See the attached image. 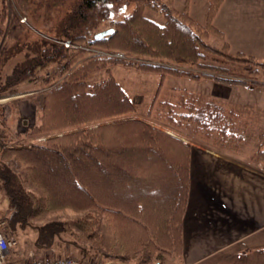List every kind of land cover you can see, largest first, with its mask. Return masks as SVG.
<instances>
[{"label": "trees", "instance_id": "trees-1", "mask_svg": "<svg viewBox=\"0 0 264 264\" xmlns=\"http://www.w3.org/2000/svg\"><path fill=\"white\" fill-rule=\"evenodd\" d=\"M12 1L16 11L10 15L9 6L0 1V91L35 81L41 71L60 64L67 76L43 93L42 113L29 136L70 131L19 148L4 146L7 132L0 131V192L11 211L5 216L8 228L4 232L22 243L17 232L29 226V219L44 212L71 210L76 213L73 218H54L35 226L38 236L31 241L35 249L31 248V252L51 259L72 256L81 261L123 260L117 264H156L165 254L163 250L179 255L181 217L189 186V146L177 134L134 118L133 101L111 73L100 81H86L91 73L101 69L108 72L107 65L120 60L102 54L81 60L70 69L84 53L77 52L79 48H65L61 42L69 40L144 59L145 62L128 59L124 64L157 72L160 77L185 74L246 86L264 85L252 80L255 74H264V60L230 51L224 33L211 23L221 0H207L204 24L194 21L186 8H174L171 0ZM129 3L133 4L131 11L114 19L115 12L129 8ZM146 8L162 14L163 22L145 16ZM20 15L25 16V22ZM106 20L111 24L99 27ZM45 22L51 23L49 31L53 35L35 25ZM28 24L38 32L31 43L24 42ZM107 29L112 30L95 38ZM210 37L221 38V45L216 47L206 41ZM208 54L223 57L225 63L237 68L212 65ZM18 55L10 71L3 75L2 67ZM179 63L196 70L174 66ZM157 102L156 117L170 124L181 121L192 126L193 133L204 143L219 140L238 146L247 126L254 121L250 110L181 88H171ZM115 117L122 119L98 123ZM88 123L93 125L83 128ZM162 137L175 141L173 148L162 145ZM251 157L264 171V132L258 135ZM27 183L34 185L41 196L28 189ZM100 219H104L110 232L109 243L97 231ZM12 251V260L22 261L15 259Z\"/></svg>", "mask_w": 264, "mask_h": 264}, {"label": "crops", "instance_id": "crops-1", "mask_svg": "<svg viewBox=\"0 0 264 264\" xmlns=\"http://www.w3.org/2000/svg\"><path fill=\"white\" fill-rule=\"evenodd\" d=\"M171 1L177 10L186 8L196 22L205 23L207 0ZM211 23L226 35L230 49L264 60V0H221ZM260 45L262 51H257ZM246 87L260 100L233 104L250 109L258 122L247 126L242 144L248 141L249 127L261 122L263 128L253 138L256 148L264 132V85ZM188 146L180 255L156 264H264V171L249 157L255 149L244 156L240 149L221 154L198 143Z\"/></svg>", "mask_w": 264, "mask_h": 264}, {"label": "rangeland", "instance_id": "rangeland-1", "mask_svg": "<svg viewBox=\"0 0 264 264\" xmlns=\"http://www.w3.org/2000/svg\"><path fill=\"white\" fill-rule=\"evenodd\" d=\"M124 1L125 0H120V3H124ZM4 4L7 7L9 6L8 11H7L8 15L16 11L12 0H4ZM177 5L181 7L180 4H177ZM1 8H2V3L0 2V10ZM132 8H133V4L129 3V8H125L124 10L118 11V12L116 11L115 14L113 15V18L117 19L119 17H122V15H124L125 13L131 11ZM144 14L145 16L152 18L159 23H162L164 20L162 14H160L159 12L152 11L148 8L144 10ZM19 18L21 20L22 18H25V16L20 15ZM111 22L112 21H107V20L103 21L99 24V27L105 28L109 26ZM199 24H202V23H199ZM35 25L40 30L45 31L50 35H53V32L49 31L51 23L45 22L42 25L40 24H35ZM28 26H29L28 29L25 31L26 36H25L24 42L31 43L33 40L37 38L38 32L31 25L28 24ZM224 40L227 41L225 34H224ZM206 41L211 43L213 46L219 47L221 45L222 39L221 38L217 39L216 37H210L209 39L207 38ZM249 42H247L246 44H249ZM255 44L257 43L256 42L252 43V45H255ZM79 45L81 47H79L77 52L83 51L84 57L82 58V56H80L76 62H73L70 69L75 67L79 62H81V60H84L86 58H89L92 56L94 57V56L102 55V54H106L105 56H107V54H109L110 52L114 54L116 52H119V51H112V50L109 51L105 49H99L97 47L89 46V45L88 46L81 45V44ZM256 50L262 51L261 45L258 48H256ZM230 51L234 52V49L231 48ZM110 56H111L110 57L111 59L120 60V62L109 63L107 65L109 68L108 72H106L104 69H101V70H97L94 73H91L90 75L87 76L86 81L88 83L100 81L103 78H106L107 73H111V75L115 78V80L125 89L128 95L131 92L132 98L131 97L130 98L133 102H135V105H134L135 111L132 115L134 118L139 119V120L151 118L153 122L147 121V123L157 128H160L161 130H165L166 132H169L175 135L177 134L180 138H182L183 144L186 145L187 147L190 143H198L200 145H206L210 149L220 152L221 154H227V152L228 153L235 152V150L240 149V153L244 156H247V154L250 151H252V149L256 150L257 147L253 148L255 147L253 146V138L255 137L256 131L258 129L263 128V126L261 125V122L258 125L255 124L249 127L250 130H248V134H247L248 141L245 142L244 144L240 142L238 146H234V142L232 143V142L225 141V144H223L224 142H220L219 140L215 142L208 141L204 143L203 140H200V138H198L195 135V133H193L192 126L185 125V123L183 124V122L181 121L175 122V124H170L164 118L156 117L155 116L156 112L154 111V109L157 108V106L159 107L157 101L161 99L162 97H164L167 91H169L171 88H181L187 91L195 92L202 96L215 97L216 99H221L230 104H233L235 101H238V100H242V101L244 100L247 101L251 99L260 100L259 96L256 93H254V90H250L251 88H247L244 83L230 82L227 80L218 81L210 77L193 78L185 74L175 75V74L167 73L164 75V77H160V75L157 72L143 71V70L138 69L134 65L124 64L125 60H128V59H130V61L132 62H145L146 60L144 59L135 58V57L129 58L124 53H122V56H115V55H110ZM207 56L209 58V62L212 65L213 64L216 66L225 65V64L228 65L227 63H225V60L223 59V57H220L218 55H213V54H208ZM17 58H19V55L13 56V58L9 60L6 67H2L3 75H5V73L8 70L10 71L11 62H13V60H16ZM258 59L263 60L262 57H259ZM149 62H155V61L149 60ZM174 66H180V68L188 69L190 71L196 70L195 67H192V66L190 67V65L186 63H179L178 65H174ZM228 66L237 68L236 65L229 64ZM47 68H48L47 70H43L41 71V73H39V78L35 81H28L25 83H21L20 85L14 88H9L4 91H0V131L7 132L6 136L4 137V142H5L3 143L4 146L10 147V148H19L21 146H28L32 143L42 142L43 139L47 136H53L55 134L58 135V134L70 131V130H65V131H62L61 133L53 132V133H50L49 135L29 136L32 126L38 123V119L42 113L41 104H42L43 93L45 92L46 89L50 87H54L60 82H62L66 78L67 73H68V72H65V73L62 72V67L60 64H52ZM211 73L217 74L214 71H211ZM218 74L222 75L223 77H226L227 75H229V74H223V73H218ZM241 74L243 75L245 74V72L243 71L241 72ZM44 80H46L47 82L46 81L44 82ZM243 80L244 82L245 81L248 82L250 81V78H243ZM252 80L253 81L258 80L259 82H264V74L262 72H260L257 75L255 74ZM256 85L257 86L263 85V83L261 84L258 83ZM256 85H253V86H256ZM154 99L156 101H154ZM151 108H152V111L150 110ZM246 110H250V109H246ZM250 112L252 113L251 110ZM252 115L254 116V121L252 124H254L257 122V118H255V115L253 113ZM119 119H122V118L120 117L110 118V119H106L98 123L107 124V123L115 122ZM155 122H157L159 125ZM91 125H93V123H88L83 128L91 127ZM78 128L81 129V127H78ZM160 140L162 142V145L167 146L168 144V146L172 148L176 143L175 141H172L166 138L163 139V137ZM188 151H189V147H188ZM249 157L250 159L257 161L256 158L251 157V154ZM257 164H259L258 161H257ZM13 167L16 170L17 167L15 168V165H13ZM148 172L149 173L151 172L150 174H152L153 177L158 178V175L154 173L153 171L149 170ZM156 172L161 177L163 176V174H161L160 171L156 170ZM27 187L31 191L35 192L37 195L41 196L40 191L37 190V188L34 187V185H32L31 183H27ZM155 197L157 201L161 198V197H158V195ZM10 213L11 211H10V207L8 204V200L0 192V220H1L0 228L6 232H7L8 227L6 226L7 222L4 219H6L5 216L8 217ZM74 216H76L75 212L71 210H66L65 212H62V211H56L53 213L44 212L34 218L29 219V226L26 227L24 230H19L17 232L18 235L20 236V239L22 240V243H19L20 241L19 238L15 239L14 237H12L16 242L15 243L16 245L15 246L13 245L14 248L11 249V251L14 249L15 254L17 256V258L15 259H21V260H24L26 258L43 259L44 257L43 254L31 252L32 251L31 248L33 249V244L31 243V241L34 242L36 236H38V231L36 230L35 226H40L43 223L47 222L48 220H51L54 218L59 219V220H64V219L73 218ZM97 231H99V233H101V236H103L104 242L109 243V238L111 236H110V232L108 231L106 227L104 219H102L101 223L97 226ZM24 241H26L28 244L27 243L24 244ZM34 250L35 249H33V251ZM164 252H165L164 255L163 254L160 255V259L158 260L159 262L161 261L162 263L163 262L165 263V261L171 260L170 258L171 256H176V259H177L178 256L180 255V254L176 255L174 252H171V251L168 252V250L167 251L163 250V253ZM65 257H68V256H65ZM69 257H72V256H69ZM112 260H114L115 264L123 261L121 259H112Z\"/></svg>", "mask_w": 264, "mask_h": 264}, {"label": "built area", "instance_id": "built-area-1", "mask_svg": "<svg viewBox=\"0 0 264 264\" xmlns=\"http://www.w3.org/2000/svg\"><path fill=\"white\" fill-rule=\"evenodd\" d=\"M21 21H25V18H22ZM65 48H79V44H75L69 40H64L61 42ZM108 55L122 56V53L116 52L109 53ZM15 240L9 237L1 228H0V264H115L114 260H96V261H81L72 257H56V258H43V259H33L26 258L22 261L12 260L11 249L15 245Z\"/></svg>", "mask_w": 264, "mask_h": 264}, {"label": "water", "instance_id": "water-1", "mask_svg": "<svg viewBox=\"0 0 264 264\" xmlns=\"http://www.w3.org/2000/svg\"><path fill=\"white\" fill-rule=\"evenodd\" d=\"M112 29H107V30H104L102 32H99L98 34H96L95 38H99L100 36H103L105 34H107L108 32H111Z\"/></svg>", "mask_w": 264, "mask_h": 264}, {"label": "bare ground", "instance_id": "bare-ground-1", "mask_svg": "<svg viewBox=\"0 0 264 264\" xmlns=\"http://www.w3.org/2000/svg\"><path fill=\"white\" fill-rule=\"evenodd\" d=\"M2 100V99H1Z\"/></svg>", "mask_w": 264, "mask_h": 264}]
</instances>
